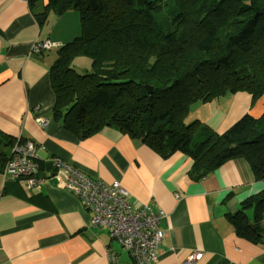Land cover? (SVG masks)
I'll return each mask as SVG.
<instances>
[{
    "label": "crops",
    "instance_id": "1",
    "mask_svg": "<svg viewBox=\"0 0 264 264\" xmlns=\"http://www.w3.org/2000/svg\"><path fill=\"white\" fill-rule=\"evenodd\" d=\"M42 6L0 0V132L32 141L37 159L48 169L58 158L93 180H117L136 205L162 209L157 258L144 264H264V212L254 238L238 235L227 216L264 189V179L256 180L243 158H229L196 180L189 175L192 160L184 153L162 155L110 127L79 139L52 116L48 71L57 47L40 54L31 48L46 39L60 46L79 36L81 27L75 11L50 15L39 25L35 13ZM75 64L86 67L88 62L77 58ZM263 111L262 97L253 100L238 91L194 103L185 121L197 120L222 133L242 115L258 117ZM36 117L47 124L39 125ZM245 212L252 224V209ZM90 218L81 199L54 177L40 189L27 190L0 171V264H136Z\"/></svg>",
    "mask_w": 264,
    "mask_h": 264
},
{
    "label": "trees",
    "instance_id": "2",
    "mask_svg": "<svg viewBox=\"0 0 264 264\" xmlns=\"http://www.w3.org/2000/svg\"><path fill=\"white\" fill-rule=\"evenodd\" d=\"M27 1L31 8L43 2L39 25L50 15H79L81 34L57 46L48 71L52 116L66 130L83 139L110 127L162 155L184 153L196 180L232 157L264 179V111L242 115L222 133L185 121L196 102L238 91L264 99V0ZM77 58L88 62L84 72ZM16 139L0 132V171ZM34 161L39 175L51 171ZM263 212L264 189L227 216L238 235L254 238Z\"/></svg>",
    "mask_w": 264,
    "mask_h": 264
},
{
    "label": "built area",
    "instance_id": "3",
    "mask_svg": "<svg viewBox=\"0 0 264 264\" xmlns=\"http://www.w3.org/2000/svg\"><path fill=\"white\" fill-rule=\"evenodd\" d=\"M57 46L54 41L42 40L32 46L31 53L40 54ZM36 121L41 126L47 124L42 117H36ZM37 158L36 145L28 139L21 143L17 137L3 167V176L19 181L27 190L40 189L44 181L54 177L60 187L81 199L91 213L90 224L105 228L110 238L118 241L136 264L157 258L156 249L163 236L159 228V222L165 216L162 209L155 211L148 204L136 205L117 180L109 183L93 180L58 158L52 159L51 171L39 175L34 161ZM182 264H189V260Z\"/></svg>",
    "mask_w": 264,
    "mask_h": 264
},
{
    "label": "water",
    "instance_id": "4",
    "mask_svg": "<svg viewBox=\"0 0 264 264\" xmlns=\"http://www.w3.org/2000/svg\"><path fill=\"white\" fill-rule=\"evenodd\" d=\"M145 87V89H146V91L148 92V93H151L152 92V86H149V85H145L144 86Z\"/></svg>",
    "mask_w": 264,
    "mask_h": 264
},
{
    "label": "rangeland",
    "instance_id": "5",
    "mask_svg": "<svg viewBox=\"0 0 264 264\" xmlns=\"http://www.w3.org/2000/svg\"><path fill=\"white\" fill-rule=\"evenodd\" d=\"M80 67V66H79ZM82 67H80V68H78V71H83L82 69H81ZM84 72V71H83ZM45 174V173H44Z\"/></svg>",
    "mask_w": 264,
    "mask_h": 264
}]
</instances>
